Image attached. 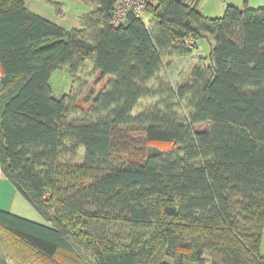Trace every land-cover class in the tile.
<instances>
[{
  "label": "trees",
  "instance_id": "1",
  "mask_svg": "<svg viewBox=\"0 0 264 264\" xmlns=\"http://www.w3.org/2000/svg\"><path fill=\"white\" fill-rule=\"evenodd\" d=\"M92 1L66 31L0 0V170L46 222L0 210L7 241L46 264H264V8L152 0L113 28L117 0ZM204 36L171 85L165 61ZM87 65L106 80L87 108L51 96L52 73Z\"/></svg>",
  "mask_w": 264,
  "mask_h": 264
},
{
  "label": "rangeland",
  "instance_id": "2",
  "mask_svg": "<svg viewBox=\"0 0 264 264\" xmlns=\"http://www.w3.org/2000/svg\"><path fill=\"white\" fill-rule=\"evenodd\" d=\"M65 3L66 7L61 8L62 11L68 15V17H73V15L76 14L77 11L74 10L79 9V12L83 10L81 9V6L78 5V2L65 0ZM58 8L59 7L56 6L53 10L55 11ZM209 42L210 39L204 36V38H201L198 41V50L194 51V55L192 54V56L187 58H175L171 62L165 61L167 69V72H165L167 75L166 80L173 86H177L181 83L184 79L183 77L189 73L191 68L199 60L196 53L199 52L202 57H208L210 52ZM105 81L106 80H98L97 74L92 69L91 65H87L85 69L77 73L74 78H72L68 68L64 66L52 73L48 81V85L51 90V96L55 99H60L63 96L68 95L73 90L78 95L77 104L81 108L85 109L89 106V103L84 102V98L89 95L90 91L95 93L100 90L105 84ZM206 128L207 126H198L196 127V130L202 131L206 130ZM5 181L7 185L4 184V186H0V210L9 212L10 214L16 215L25 220L45 224L46 222L43 218L35 212L32 207L21 198V196L13 195V185L8 180ZM10 205H12L11 211L9 207ZM9 237V234L0 228V264H46V262L42 259L35 261L34 258H36V255L27 248L18 244L15 240L13 242L11 240L10 242L7 241ZM260 255L264 256V231L262 235ZM205 264H212L210 257H206Z\"/></svg>",
  "mask_w": 264,
  "mask_h": 264
},
{
  "label": "crops",
  "instance_id": "3",
  "mask_svg": "<svg viewBox=\"0 0 264 264\" xmlns=\"http://www.w3.org/2000/svg\"><path fill=\"white\" fill-rule=\"evenodd\" d=\"M72 1L78 2V5L81 6V9H83L80 12H79V9L74 10L77 12L76 14L73 15V17H68V15H66L62 11V8L66 7L65 0H26L25 8L29 12L57 25L58 27H61L62 29L66 31H76L81 28L83 20L86 19V17H88L90 14H92V12L97 10L99 8V5L92 0H77V1L72 0ZM228 5L234 6L237 8H242L246 6L250 9H260V8H264V0H196L194 8L204 18L214 19V18L221 17L223 15L224 9ZM56 6H58L59 8L54 11L53 9ZM145 17L143 20L145 22H148L150 20V15L146 14ZM209 46L211 49L212 48L211 42H209ZM0 79H1V69H0ZM5 180L7 179L2 175L1 170H0V186L1 185L4 186V184L7 185V183H5L6 182ZM13 195L21 196L20 193L16 191L15 188H14ZM21 198L26 202V200L22 196ZM9 207L11 211L12 205H10ZM3 210H7V209H3ZM17 215H20V214H17Z\"/></svg>",
  "mask_w": 264,
  "mask_h": 264
},
{
  "label": "built area",
  "instance_id": "4",
  "mask_svg": "<svg viewBox=\"0 0 264 264\" xmlns=\"http://www.w3.org/2000/svg\"><path fill=\"white\" fill-rule=\"evenodd\" d=\"M184 3L186 6L192 8L195 5L196 0H178ZM152 0H117L114 8L110 12L109 24L113 28L120 27L124 22L128 14H131L134 18L144 19L148 4ZM200 53H196L199 56Z\"/></svg>",
  "mask_w": 264,
  "mask_h": 264
}]
</instances>
